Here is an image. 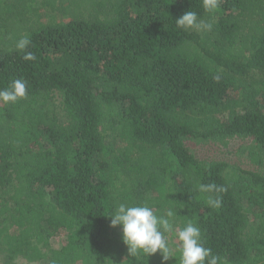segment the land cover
<instances>
[{
  "label": "trees",
  "instance_id": "obj_1",
  "mask_svg": "<svg viewBox=\"0 0 264 264\" xmlns=\"http://www.w3.org/2000/svg\"><path fill=\"white\" fill-rule=\"evenodd\" d=\"M190 10L212 29L179 28ZM263 71L264 0L212 12L202 0H0V90L22 79L27 91L0 102V246L19 226L13 253L27 264H179L178 251L131 257L110 226L120 203L147 204L173 210L177 231L199 227L221 264H264V175L185 146L248 137L264 161V91L236 84Z\"/></svg>",
  "mask_w": 264,
  "mask_h": 264
},
{
  "label": "clouds",
  "instance_id": "obj_2",
  "mask_svg": "<svg viewBox=\"0 0 264 264\" xmlns=\"http://www.w3.org/2000/svg\"><path fill=\"white\" fill-rule=\"evenodd\" d=\"M220 0H202V6L205 11H215L219 6ZM179 28L208 30L213 27L201 19L195 11H187L176 21ZM31 41L24 37L17 41L16 48L24 51ZM23 59L26 61L36 60V55L32 52H25ZM219 79V77H216ZM27 95L26 82L22 79H16L10 89L0 90V102L4 104L16 103ZM199 191L202 193L226 192L223 186L217 188L215 184H201ZM219 197H208L207 203L213 208L221 206ZM176 213L169 209L166 215L158 216L153 208L147 204L129 206L126 203H120L109 216L111 218V227L119 226L122 229L123 243L127 246L131 257L138 254L146 256L154 255L159 252L164 261L172 258L173 249L169 246V241L165 232H172L174 226L172 218ZM179 252V264H221L220 257L214 255L210 248L204 247L202 243V234L199 227L192 222H188L176 233Z\"/></svg>",
  "mask_w": 264,
  "mask_h": 264
},
{
  "label": "rangeland",
  "instance_id": "obj_3",
  "mask_svg": "<svg viewBox=\"0 0 264 264\" xmlns=\"http://www.w3.org/2000/svg\"><path fill=\"white\" fill-rule=\"evenodd\" d=\"M43 18L46 20L60 21L61 18L56 13L48 11L41 12ZM237 85L256 84L262 87L264 91V71L252 73L247 79H239L236 81ZM115 146H126L128 142L116 139L113 142ZM186 148L194 156L195 159L202 162H223L228 166L237 167L242 170L250 171L260 175H264V161H261L260 153L257 146L248 137L233 136L225 139L208 140V141H193L187 140L185 142ZM169 192L166 188L160 190L158 195L166 198ZM48 198V194H44ZM248 211V209H247ZM1 225V224H0ZM19 226H12L9 236L4 239V243L0 246V264H9L14 262L16 264H27L19 252L13 253V241L18 234ZM120 232L122 230H119ZM177 230L172 232H165V236L169 241V246L173 249L172 254L176 251L178 240L176 239ZM51 248L59 249L66 244V232L59 234L56 239L49 241ZM24 252V251H23ZM250 262L246 263L249 264Z\"/></svg>",
  "mask_w": 264,
  "mask_h": 264
}]
</instances>
